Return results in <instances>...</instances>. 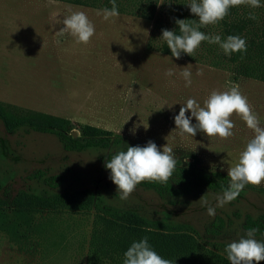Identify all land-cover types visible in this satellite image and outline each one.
Here are the masks:
<instances>
[{"label": "rangeland", "instance_id": "obj_1", "mask_svg": "<svg viewBox=\"0 0 264 264\" xmlns=\"http://www.w3.org/2000/svg\"><path fill=\"white\" fill-rule=\"evenodd\" d=\"M163 2L116 0L119 16L105 21L97 11L110 9L111 0H0V104L17 117L43 113L65 118L75 138L82 136L84 127L92 126L142 147L151 140L161 150L171 148L184 165L194 163L227 175V168L253 136L240 116L230 117L235 127L227 139L199 131L194 137L181 136L174 117L188 98L202 105L212 90L235 84L264 126V82L238 70L213 67L200 57L189 60L182 53L176 59L163 52L164 40L154 33ZM69 10L85 12L95 25L89 43H77L67 35L57 42ZM188 65L192 83L186 87L180 72ZM168 69L175 74L165 76ZM198 71L203 75H197ZM129 87L136 97L126 103L123 97ZM192 123H196L194 117ZM104 162L103 151H65L54 135L10 134L0 120V174L6 181L8 205L21 190L43 188V181L32 178L42 170L49 176H63L58 190L91 188L112 206L151 218L169 215L200 231L222 217L226 222L222 241L237 240L247 231V215L264 213V195L253 190L245 198L216 207L217 192L187 194L168 204L139 183L128 199L121 200ZM248 186L264 188V183ZM201 196L215 208L214 216L208 215ZM94 215L54 214L53 230L28 241L0 230V264H87Z\"/></svg>", "mask_w": 264, "mask_h": 264}, {"label": "trees", "instance_id": "obj_2", "mask_svg": "<svg viewBox=\"0 0 264 264\" xmlns=\"http://www.w3.org/2000/svg\"><path fill=\"white\" fill-rule=\"evenodd\" d=\"M190 2L164 0L155 20L154 33L162 37V30L166 29L179 34L177 19L195 20L198 24V18L188 6ZM260 2L262 6L258 8L248 5L233 7L219 23L199 27L206 35H219L222 40L229 35L244 38L246 52L225 55L219 45L204 41L196 49L194 57L186 54V58L195 60L200 57L213 67L238 70L246 77L264 82V0ZM249 13H253L256 19H250ZM160 47L163 52L171 54L166 41ZM0 120L7 133L32 131L51 134L65 151L99 150L105 153V159L119 150H126V144L138 145L123 136L92 126L84 127L82 136L75 138L69 132L71 122L65 118L43 113L17 117L2 104ZM105 170L110 172L106 167ZM32 178L43 181V188L21 190L8 205L4 191L6 181L0 174V230L20 241H28L36 234L53 230L54 214L94 212L87 264H123L124 252L132 242L144 237L148 238L158 255L172 261V264H230L224 251L230 241L219 240L226 224L222 217H217L205 231H200L190 223L172 220L169 215L151 218L133 209L112 206L91 188L58 190L63 184L62 175L49 176L38 170ZM228 183L229 178L223 172L207 170L194 163L184 165L176 160L175 171L167 183L144 181L140 185L156 193L164 202L175 204L187 194L221 193ZM250 190L264 195V188L246 185L235 200L245 198ZM250 228H258L256 237L264 240V213L256 217L246 216L244 229Z\"/></svg>", "mask_w": 264, "mask_h": 264}, {"label": "clouds", "instance_id": "obj_3", "mask_svg": "<svg viewBox=\"0 0 264 264\" xmlns=\"http://www.w3.org/2000/svg\"><path fill=\"white\" fill-rule=\"evenodd\" d=\"M111 8L97 11L105 21L119 16L116 0H111ZM248 5L252 8L261 7L260 0H191L188 6L190 11L198 18L195 20L177 19L179 34L174 30H162V39L166 41L171 55L176 59L181 54L194 57V53L200 44L207 41L209 44H217L225 55L236 52H246L247 43L238 35H229L221 39L219 35H206L199 30L200 26L217 24L222 21L233 7ZM250 19H256L253 13H249ZM63 27L57 32V42L64 36L75 38L77 43L87 44L95 35V25L83 11H71L64 16ZM174 70L168 69L165 76H173ZM197 75H203L198 71ZM180 76L185 81V86L191 85L192 73L189 65L184 67ZM91 98V93L88 94ZM136 94L129 87L123 99L127 103L135 99ZM181 104V103H180ZM191 112V116L186 115ZM239 115L246 126L252 130L253 136L246 143L245 148L239 153L238 159L227 168L229 183L221 193L216 195V207H223L236 199L246 185L260 186L264 183V126H261L258 115L248 98L243 95L238 85H226L224 90H212L201 105L193 98H188L181 104L179 114L174 117L175 130L181 136L194 137L197 132H202L207 137H219L227 139L231 137L235 127L230 117ZM196 123H192V118ZM147 128V127H146ZM106 169L110 170L109 179L117 186L121 200H126L135 190L136 186L144 181L167 183L176 167V158L173 150L164 146L161 150L149 140L145 146H128L126 150H119L106 158ZM202 205H207V213L215 215V208L201 196ZM258 228H250L237 240L227 243L225 253L230 264H260L264 261V240L256 239ZM123 264H172V261L162 258L157 254L144 237L134 241L124 252Z\"/></svg>", "mask_w": 264, "mask_h": 264}, {"label": "water", "instance_id": "obj_4", "mask_svg": "<svg viewBox=\"0 0 264 264\" xmlns=\"http://www.w3.org/2000/svg\"><path fill=\"white\" fill-rule=\"evenodd\" d=\"M75 136V134H73Z\"/></svg>", "mask_w": 264, "mask_h": 264}]
</instances>
